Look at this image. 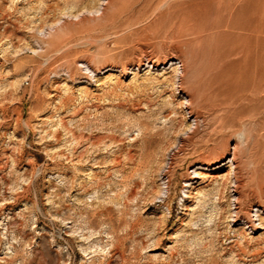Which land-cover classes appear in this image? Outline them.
Listing matches in <instances>:
<instances>
[{
	"label": "rangeland",
	"instance_id": "374dc122",
	"mask_svg": "<svg viewBox=\"0 0 264 264\" xmlns=\"http://www.w3.org/2000/svg\"><path fill=\"white\" fill-rule=\"evenodd\" d=\"M237 1L234 29L231 0L195 18L218 26V50L234 44L225 27L243 41L230 60L251 98L264 0ZM183 2L0 0V264H264L258 119L221 128L205 108L211 35L196 49L200 85H173Z\"/></svg>",
	"mask_w": 264,
	"mask_h": 264
},
{
	"label": "bare ground",
	"instance_id": "6f19581e",
	"mask_svg": "<svg viewBox=\"0 0 264 264\" xmlns=\"http://www.w3.org/2000/svg\"><path fill=\"white\" fill-rule=\"evenodd\" d=\"M209 1L210 0H186V2H183L182 5H181L180 11L182 12L181 14L184 15L185 17L183 19H181L183 17L182 16L180 18L181 20L178 21L179 23L176 22V24L172 25V27H173V29H178L179 32L181 31L182 34L184 32L186 37H187V42L188 43H187V46H186L187 47L186 52L185 51L184 52L181 51L180 54L177 55L175 59L170 61V63H171L170 64V68H172V71H173L172 83H173V85H175V86L178 85V87L182 88L181 86H183L186 83L187 80H190L189 78H191V76L193 75L195 80H196V82H195L196 85H198V84L200 85L199 80H197L199 75L197 73H193L192 72V70H194V69L197 70V68L199 66L198 53H197L196 49H197L198 46H201V44L203 42V39L207 35H211L212 37H215L217 39L216 42H215V45L217 46L216 47L217 50L211 56V62L209 64V67L206 68V71H205V74H204L205 75L204 79H205V81L207 80V84L206 85H208V88H207L206 92L202 95L201 100H204L205 108L208 110V112L210 114L217 115L216 117H217V119L219 121V122H217V124L219 123L221 128L226 126V124H229L228 126H230L232 128H234L236 125L237 126L238 125L242 126L244 124V118L245 117L243 118V116H244L246 110L247 111L252 110L253 112H255L254 116L257 117V119H258V121L255 122V125L258 126L257 130H258V133H259V134L257 133L256 135H254L253 139H254V141H255V139H257V137H259L261 139H264V104L260 103L261 102V96L260 95L261 94L264 95V59L260 58V61H258V63H256L255 71H254V73L252 75V78L250 79V81H248L251 84V86H252L251 87V94L252 95H251V98H250L249 95L246 92L248 84L244 83V82H247V79L245 78V76L242 75V72H239L235 68L239 63L238 62H233V61L230 60V57L233 56L234 54H237V53L241 54V53H239V50H238V40H239L238 36H236L235 33L232 34V35H229L230 33L227 34L228 31H226V30L229 29V27L232 28V29H234V27H235V26L231 27V21H230L231 19L230 18L236 19V17H237V12H236L237 7H236V5H237L238 1L237 0H231L228 8L225 9V12H228V15H230V17H229V19H228V21L226 23V27H228V29H226V27H225V31H223L224 32V37L222 39L226 40V38L230 37L231 41L234 42V44L231 45V47L228 48L227 50H225L226 48L224 49L223 47H222L223 49L218 50V47H220L218 44L222 42L218 38L219 33H216V31L218 29V26H216L214 28V25L210 26L208 24H204V22L202 24V23H200V20L198 18H195L197 15H199V16L204 15V14L207 15V14L214 13L215 10L218 11V8L220 9L221 4L224 3L223 0H217L218 1L217 8L214 9L213 5L210 6L207 3ZM227 4H228V2H227ZM242 30H243V27H242ZM209 31H211V32L209 33ZM235 31H237L236 28H235ZM239 31L240 30H238V32ZM179 35H181V34H179ZM184 38H185V36H184ZM239 38H241V37H239ZM239 41H241V40H239ZM217 42H218V44H217ZM241 42H243V41H241ZM256 44L258 46H260V44H263V40H259ZM154 62L158 63L156 65H160V64H164L165 63V61L160 59V58L156 59ZM241 66H242V64H241ZM240 71H242V70H240ZM244 74H248L247 71ZM233 79H235L237 81V83L239 82L240 85H234L233 81H232ZM241 85H243V86H241ZM176 88H175V90H177ZM184 89H185V87H184ZM235 89H237V91H240L241 93L238 94V95L234 94L235 91H233V90H235ZM196 94H198L197 91H196ZM185 100L189 104V107H190V106H192L194 104L195 96L193 94H187L186 97H185ZM246 101L247 102H251V104H250L251 106H250L249 109H247L248 107H246L245 105L243 106V104H244L243 102H246ZM191 113H192V110H190L186 114L191 115ZM196 127H197V125H196ZM190 129H191V127H190ZM196 133H197V129L196 128L195 129L192 128V133L188 134V136H187L185 141H187L188 143L191 142L193 136H195ZM198 135H199V133H198ZM242 135L243 134L239 133L240 137ZM183 143H182V145H183ZM188 143H187V145H189ZM259 145H260V143H259ZM249 146L250 145L247 144V147H248L247 149H249ZM152 152L153 151L150 148H148V146H146V149L144 150L143 154L145 156H148ZM252 155H254V154H252ZM145 156H144V158H145ZM201 161L202 162H208V163L212 162V161H208L207 157H204V156L201 157ZM233 161H235V154H234V157H232L229 162L233 163ZM249 162H251V160H246L245 162H243V164L245 165L246 169H247V167H250L249 166ZM222 166H224V164L221 163V161H217V163L215 165V168L216 169H220V168H222ZM233 167H234V165L231 164L229 173L234 178V181L233 182L230 181V183L237 184V182H238V178L236 176L237 172H235L233 170ZM236 168H240V167L239 166H235L234 169H236ZM258 169H260V168H258ZM248 170H249V168H248Z\"/></svg>",
	"mask_w": 264,
	"mask_h": 264
}]
</instances>
